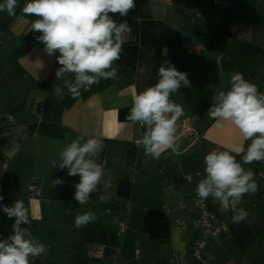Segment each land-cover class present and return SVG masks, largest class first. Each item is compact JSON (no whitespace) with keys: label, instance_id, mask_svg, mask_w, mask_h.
Segmentation results:
<instances>
[{"label":"crops","instance_id":"crops-1","mask_svg":"<svg viewBox=\"0 0 264 264\" xmlns=\"http://www.w3.org/2000/svg\"><path fill=\"white\" fill-rule=\"evenodd\" d=\"M219 1L134 0L135 7L126 16L109 13L117 23L126 21L132 29L124 37L120 59L114 63L116 77L81 88L76 98L64 87V79L54 75L58 53L48 55L37 39L41 33L32 30L38 17L22 12L27 0H18L13 17L0 12V83H9L15 90L22 88L32 100L46 99L43 111L31 109L33 122L11 126V122L0 121V204L10 207L15 200H22L30 218V225L24 226L31 228L32 235L39 230L58 233L55 246H46L45 254L34 264L140 263L142 253L135 256L137 246L149 244L152 250V242L139 231L147 207L162 209L185 201L189 220L194 223L191 215L197 219L189 200L205 176V165L203 157L195 158L200 150L189 154L191 149L199 145L205 155L217 148L228 150L242 140L234 125L216 127L209 118L207 110L214 95L226 91L231 75L237 72L264 92V0ZM232 4L235 10L227 19ZM189 47L200 53L188 52ZM166 61L187 73L190 82V87L182 86L171 96L183 105L185 113L176 126L179 148L161 154L165 158L182 156L177 160L178 173L192 175V179L180 187L165 185L154 177L157 159L146 156L138 144L145 128L126 120L133 95L157 82L158 69ZM65 78L73 77L67 74ZM57 88L63 89L62 94H57ZM0 110H4L1 102ZM191 118L194 120L189 125L179 124ZM78 136H95L104 143L97 158L103 163L104 176L85 205L74 200L79 175L69 176L66 168L53 167V161L59 162L60 151ZM249 142H244L245 148ZM263 175L261 168L258 177ZM258 177L254 179L259 181ZM30 178L40 183L35 199L27 197ZM55 179L62 183L54 184ZM263 199L259 209L264 215ZM85 211L94 212L95 221L74 228L76 216ZM232 215L225 219L227 230L208 239L219 248L216 258L223 264H237L249 249L258 254L256 264L261 263L264 230L253 233L244 221L233 223ZM119 224L125 226L123 233L117 229ZM195 237L194 231L183 232L174 226L168 245L172 253L188 261ZM207 248L206 243L202 259L207 258ZM146 264L157 262L150 258Z\"/></svg>","mask_w":264,"mask_h":264},{"label":"clouds","instance_id":"clouds-1","mask_svg":"<svg viewBox=\"0 0 264 264\" xmlns=\"http://www.w3.org/2000/svg\"><path fill=\"white\" fill-rule=\"evenodd\" d=\"M17 5L18 0H3L0 12L13 17ZM134 7V0H27L22 12L38 17L32 30L41 33L37 39L48 55L58 53L56 59L61 67L56 78L64 79V87L76 98L81 88L116 77L114 63L120 59L124 37L132 29L126 21L117 23L109 13L126 16ZM67 74L73 78H65ZM158 77L154 85L133 95L126 116L127 121L145 128L138 144L153 159H159L166 150L179 148L176 126L185 113L183 105L171 96L182 86L190 87L187 73L167 61L159 67ZM56 92L62 94L63 89L57 88ZM207 114L216 127L234 125L242 140L228 150L217 148L205 155V176L199 180L196 193L201 200L211 197L217 201L221 212L231 210V221L239 224L247 219L248 212L238 205L246 194L257 191L254 172L243 165L264 163V92L243 74L234 73L229 89L214 95ZM246 141L250 143L245 148ZM103 148L100 138L78 136L60 151L59 162L53 161V167L66 168L69 176L79 175L74 200L80 205L87 204L104 176L103 163L97 162ZM237 156H241L242 163ZM61 183L60 179L54 180V184ZM0 210L15 218L11 235L0 239V264H32L33 257L44 255L46 246L32 236L30 227H21L30 225L25 203L15 200L10 207L0 204ZM95 219L94 212L85 211L76 216L74 224L80 228Z\"/></svg>","mask_w":264,"mask_h":264},{"label":"trees","instance_id":"trees-1","mask_svg":"<svg viewBox=\"0 0 264 264\" xmlns=\"http://www.w3.org/2000/svg\"><path fill=\"white\" fill-rule=\"evenodd\" d=\"M220 1L214 2L215 4ZM235 10V5L232 4L229 6V11L226 14V18L228 19L231 13ZM57 60V59H56ZM0 92H2V96L0 97V102L11 114L15 115L16 118H20L23 121H31L34 119V115L31 114L28 108L25 107L28 98V92L23 89H16L15 86L10 85L9 83L1 82L0 83ZM8 96L6 97V94ZM200 149V151H202ZM206 155V154H205ZM181 158L179 157H162L156 160V168L163 166L165 168V173L163 175H159L155 173V177L162 183L168 186L180 187L184 180L182 176L178 173V162L177 160ZM237 160L241 161V156H237ZM257 163L254 166L255 171L261 170L264 168V163ZM257 178L256 174L254 175ZM257 191L255 193L246 194L238 207L244 208L248 212V217L244 221L246 225L249 226L251 231L256 234L261 233L264 230V215L261 213L259 209V204L264 196V175L259 180L256 181ZM39 195H36L34 198H30L28 193L27 197L30 199H35ZM211 209H213L214 213L220 220H224L232 215L230 210L226 212L219 211V204L217 201L213 200L211 197L207 199ZM226 222V221H225ZM21 227H26L21 225ZM170 227L171 221L165 214L155 207H148L147 211L144 215L143 220L140 223L139 231L142 235L147 236L149 240L152 242V250L151 255L152 258L155 257L157 253H160L162 247L164 245H168L170 242ZM120 233H123L125 230V226L123 225V230H120V227H117ZM140 255L139 250H135V256L138 257ZM258 254L256 252L250 251L249 249L245 250L242 253V258L238 261L237 264H256ZM37 257L32 258V264L36 262ZM176 262L175 257H173ZM178 263H181L178 260Z\"/></svg>","mask_w":264,"mask_h":264},{"label":"rangeland","instance_id":"rangeland-1","mask_svg":"<svg viewBox=\"0 0 264 264\" xmlns=\"http://www.w3.org/2000/svg\"><path fill=\"white\" fill-rule=\"evenodd\" d=\"M228 89H229V87L227 88V90ZM32 103H33V100H32L31 97H29V101L27 103V107L31 106ZM33 109L37 112L36 107H34ZM8 113L9 112L7 110H0V116H1V120L0 121L8 122V119H7ZM200 146H201V144H200ZM198 147H199V145L194 146L191 149L189 154H195V153L199 152L200 149H198ZM204 156H205L204 153L202 151H200L199 153H197L195 155V158L203 159ZM240 162L242 163V161H240ZM256 164L257 163L253 162L251 165L250 164H246V165H243V166L246 169H251L253 171L252 168H254V166H256ZM258 179H260V177H258ZM26 190H27V186H26ZM261 209H263V213H264V199H263V203L261 204ZM61 213H62V211L59 212L58 217H61ZM177 215H179V214H177ZM190 218L194 222L195 216L191 215ZM13 223H14V220H12V218L7 217V215L2 210H0V239H6L8 236L11 235ZM74 228H76V227L74 226ZM194 232H195L196 235H198L199 230L196 229V230H194ZM32 236L35 237L40 243L44 244L45 246H49V247L52 248V247L55 246V242H56L58 233L57 232H52V231H49V230H39L35 234H33ZM146 240L149 243L151 242L148 237L146 238ZM192 240H193V237L190 238L189 245L187 246L188 249H190L192 247L191 246L192 245ZM208 241H207V247L208 248H207V251L205 253L207 258L206 259H202L203 255H202V258H197V257H194V256L189 257L188 261H190V264H223V262L221 260L216 258L217 251L219 250V248L216 247V245H214V243H212L213 240H210L209 242ZM137 249H139L140 252L142 253L140 255L141 261H140V263L133 262V264H146V261L148 259H150V258L153 261H156L157 264H187V262H188L187 260L181 258L180 256H176L175 253H172V248L169 245H164L162 247L160 253H157L154 258L151 257V250L149 249V244H147V246H145V248L142 245H139V246H137ZM56 252H58V251H56ZM132 252H133L132 255L134 257V248H132ZM173 257H175L176 262L174 261ZM220 257L225 259V256L223 254H220ZM39 260H40V258H39ZM76 260L77 259L75 257V258H73L72 261L76 262ZM178 260H180L181 263H178ZM67 261L71 262V259H68ZM259 264H264V259H262L261 263H259Z\"/></svg>","mask_w":264,"mask_h":264},{"label":"bare ground","instance_id":"bare-ground-1","mask_svg":"<svg viewBox=\"0 0 264 264\" xmlns=\"http://www.w3.org/2000/svg\"><path fill=\"white\" fill-rule=\"evenodd\" d=\"M60 68L59 65H55V69H54V75L57 71V69ZM56 76V75H55ZM22 89V88H21ZM29 94V93H28ZM27 103L29 101V96L27 98ZM27 103L25 104V107L27 108ZM46 106V99L45 98H37L36 100H33V103L31 104V106L28 107V110L30 109H33L34 107H36L37 110H44ZM4 110H7L5 109L4 107ZM8 111V110H7ZM9 112V111H8ZM31 114L32 112L29 111ZM7 119H8V122H11V126H17L19 124H23V123H28V122H33V120L31 121H23L22 119L20 118H16L15 115L11 114L10 112L8 113L7 115ZM35 120H39V118L35 119ZM194 119H192L193 121ZM191 122H189L190 124ZM188 124V125H189ZM181 156V155H179ZM177 156V157H179ZM182 157V156H181ZM181 159V158H179ZM251 165V164H250ZM253 169V172H254V175L256 174V176L258 177V174H259V171H255L254 168ZM199 171H196L195 173H198ZM155 173L159 174V175H163L165 173V168L163 166H160L159 168H156V171ZM180 174V173H179ZM193 174V173H192ZM180 176H182L183 180H184V183L190 179H192V175H188V176H183L180 174ZM155 177V176H154ZM183 183V184H184ZM27 187L32 190L34 193H36L37 195H39V188H40V183L36 180H34L33 178H30L27 182ZM98 199H101L100 196L97 197ZM190 204L192 208V210L200 215V216H203L205 218V220L203 222L201 221H198L197 219L194 221V223H192L190 220H189V216L186 215L187 212V205L185 203V201H180V202H177L175 205H172V206H168V207H164L162 209H160L164 214L165 216H167L169 218V220L171 221V227H178L179 230L183 231V232H191V231H194V230H199V233L197 235V237H195V240L193 241V244L194 245H198L202 242V240H204V233H203V225L205 223H207L209 220H211L213 217L216 216V214L214 213L213 209H211V206L209 205L207 199L206 200H201L197 193L192 196L190 198ZM188 207V209H189ZM148 208V207H147ZM147 208H146V211H147ZM230 212H232L230 210ZM146 213V212H145ZM177 214H182L181 216H176ZM144 218V217H143ZM143 220V219H142ZM141 220V221H142ZM141 223V222H140ZM171 227H170V231H171Z\"/></svg>","mask_w":264,"mask_h":264},{"label":"built area","instance_id":"built-area-1","mask_svg":"<svg viewBox=\"0 0 264 264\" xmlns=\"http://www.w3.org/2000/svg\"><path fill=\"white\" fill-rule=\"evenodd\" d=\"M187 51L192 54H199L200 50L194 47L187 48ZM57 61V60H56ZM58 62H56L57 64ZM43 111V110H39ZM189 122H192V118L188 120V123L186 120H182L179 122V124L183 127L189 124ZM27 193L30 198H34L37 194L34 193L32 190H30L27 187ZM197 220L203 222L205 218L203 216H200L197 214ZM120 230H123V224H119ZM227 230V223L225 221L220 220L217 216L213 217L211 220H209L207 223L203 225V233H204V240L198 245L193 246V252L192 255L197 258H202L203 251L205 250L207 240L210 238H216L220 233L225 232ZM100 253V251L95 252V256H97Z\"/></svg>","mask_w":264,"mask_h":264}]
</instances>
